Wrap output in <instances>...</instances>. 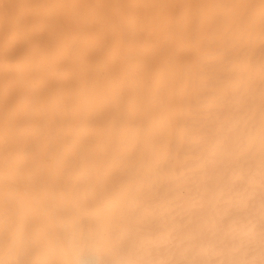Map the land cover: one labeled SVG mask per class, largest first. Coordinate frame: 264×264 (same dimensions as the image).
<instances>
[{
	"label": "bare ground",
	"instance_id": "bare-ground-1",
	"mask_svg": "<svg viewBox=\"0 0 264 264\" xmlns=\"http://www.w3.org/2000/svg\"><path fill=\"white\" fill-rule=\"evenodd\" d=\"M0 264H264V0H0Z\"/></svg>",
	"mask_w": 264,
	"mask_h": 264
}]
</instances>
